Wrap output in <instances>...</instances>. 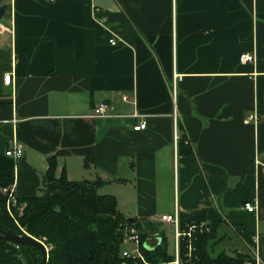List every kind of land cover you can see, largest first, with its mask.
I'll return each instance as SVG.
<instances>
[{"label": "crops", "instance_id": "1", "mask_svg": "<svg viewBox=\"0 0 264 264\" xmlns=\"http://www.w3.org/2000/svg\"><path fill=\"white\" fill-rule=\"evenodd\" d=\"M6 5L0 191L39 195L55 158L57 178L106 181L99 193L115 197L122 223L148 221L160 235L168 226L159 216L205 210L206 223H218L216 252L264 264V0ZM243 54L254 62L242 64ZM101 103L111 114L95 118ZM13 141L19 160L5 155ZM96 233L115 243L116 217L99 215Z\"/></svg>", "mask_w": 264, "mask_h": 264}, {"label": "trees", "instance_id": "2", "mask_svg": "<svg viewBox=\"0 0 264 264\" xmlns=\"http://www.w3.org/2000/svg\"><path fill=\"white\" fill-rule=\"evenodd\" d=\"M182 143V142H181ZM187 154L191 151L187 150ZM88 166V164H87ZM55 158L49 159V169L43 178L39 195L18 199L17 205L7 211L8 197L0 191V225L15 235H30L50 248L48 264H164L174 260L169 243L163 233L148 221L133 220L122 223L114 196L101 195L106 181L99 177L93 180L69 181L64 174L56 176ZM7 178H3L2 187ZM10 180V179H9ZM11 181V180H10ZM99 215L117 219L119 229L125 225L136 228L141 237L140 251L144 262L122 257V238L119 235L113 244L100 243L96 223ZM180 229L187 233L190 226L197 228L191 238L180 243L181 264H246L252 261L250 254L227 255L215 251L212 241L217 234L218 223H206L205 210L180 214ZM161 239L153 249L146 248L150 236ZM191 245V252L189 247ZM41 252L35 248L17 245L0 239V264H41Z\"/></svg>", "mask_w": 264, "mask_h": 264}, {"label": "built area", "instance_id": "3", "mask_svg": "<svg viewBox=\"0 0 264 264\" xmlns=\"http://www.w3.org/2000/svg\"><path fill=\"white\" fill-rule=\"evenodd\" d=\"M119 41H117L114 37L109 40V43L111 46H116ZM240 61L242 64L252 63L254 62V56L250 54H243L240 57ZM12 80V74L8 73L4 76V83L5 85H10ZM125 101H127V98H124ZM111 114V108L106 103L99 104L93 113V117L99 118V117H108ZM256 120L255 116H250L248 121ZM247 121V123H248ZM147 123L141 122L139 123L134 130L135 131H142L146 129ZM6 157L12 158L14 160H19L23 156V147L17 143L16 141L12 142L11 148H8L6 153ZM2 194L8 197L7 201V211L11 213V207H14L17 205V198L15 197V189L14 187L11 189H2ZM244 210H246L249 213H256L257 207L252 202H247L243 206ZM159 222L166 226H171L174 228V260L171 263H164V264H181L180 260V243L181 241L188 237L191 238L192 233L197 229L200 228L203 230L205 228V224L196 227V226H190L188 228V232L184 233L180 229V221L179 216L177 213L174 215H161L159 216ZM120 230V236L122 238V245L126 246L129 244L134 245L133 250L125 249L122 251V257L124 258H135L138 260H141L144 262V258L140 251V244H141V237L139 231L134 228L133 226L125 225ZM189 251L191 252V245L189 247ZM252 261L246 262V264H260L261 260L257 255H254Z\"/></svg>", "mask_w": 264, "mask_h": 264}, {"label": "water", "instance_id": "4", "mask_svg": "<svg viewBox=\"0 0 264 264\" xmlns=\"http://www.w3.org/2000/svg\"><path fill=\"white\" fill-rule=\"evenodd\" d=\"M7 9H8L7 5L0 8V19H2L4 17L5 11ZM132 222L133 221H130V223H132ZM0 239H4L8 242H12V243L17 244V245H24L27 247L37 249L38 251L41 252V255H42L41 264H48V261H49V250H48V248L46 247V245L43 242L33 238L32 236L27 235V234L15 235L11 231L7 230L6 228H4L0 225ZM160 244H161V239L158 238L156 243H154V245L152 247L146 246V248L153 249L154 247H156Z\"/></svg>", "mask_w": 264, "mask_h": 264}, {"label": "rangeland", "instance_id": "5", "mask_svg": "<svg viewBox=\"0 0 264 264\" xmlns=\"http://www.w3.org/2000/svg\"><path fill=\"white\" fill-rule=\"evenodd\" d=\"M162 233L164 234V236L167 238L170 246H169V250L171 253H173L174 251V228L169 226V227H163L161 228ZM48 248V250L50 251V248L48 246H46ZM126 249L129 250H133L134 249V245L133 244H129L124 246Z\"/></svg>", "mask_w": 264, "mask_h": 264}]
</instances>
